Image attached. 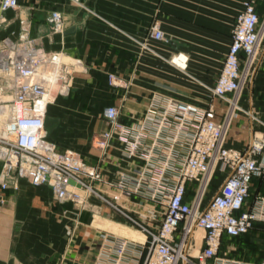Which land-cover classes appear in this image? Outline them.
<instances>
[{"label": "crops", "instance_id": "0c3cea01", "mask_svg": "<svg viewBox=\"0 0 264 264\" xmlns=\"http://www.w3.org/2000/svg\"><path fill=\"white\" fill-rule=\"evenodd\" d=\"M1 2V0H0ZM245 0H19L16 10L5 13L0 27V47L5 38L14 41L24 31L37 47L59 54L66 67L67 91L46 116L48 139L61 152H75L88 164L99 166L107 183L105 197L114 193L122 170L132 164L113 141L105 156L93 145L95 137L109 129L104 111L116 106L120 122L130 125L145 112L155 95L170 96L205 106L214 103L217 120H223L227 104L212 97L231 45V33ZM264 24V0H257ZM53 11L64 19V32L54 33L48 22ZM158 22L164 39L149 37ZM261 25V26H262ZM260 26V27H261ZM187 58V68L174 59ZM115 75L120 85L110 81ZM239 111L226 137V146L243 150L264 131V36L251 79L239 95ZM215 177L212 188L219 187ZM192 199L196 185L189 184ZM213 191V189H212ZM264 198V177L251 182L244 210ZM128 214L140 219L151 207L135 198L121 202ZM120 235L143 242L145 236L99 197L83 206L57 202L50 186L22 181L19 190L0 192V264H95L102 251L103 234ZM194 256L203 246L198 230ZM103 245V246H102ZM102 246V247H101ZM147 250L140 264H143ZM221 255L229 261L264 264V222L246 235H225Z\"/></svg>", "mask_w": 264, "mask_h": 264}, {"label": "built area", "instance_id": "2783aa9c", "mask_svg": "<svg viewBox=\"0 0 264 264\" xmlns=\"http://www.w3.org/2000/svg\"><path fill=\"white\" fill-rule=\"evenodd\" d=\"M256 2L245 0L211 89L213 98L227 104L223 120H217L211 101L201 106L162 95L153 96L145 112L130 125L120 122L118 107L105 109L109 129L93 141L102 153L101 162L116 140L122 156L132 164L110 184L114 189L110 198L98 188L107 183L99 166L88 164L75 152L59 151L48 139L47 109L55 99L48 75L54 73L55 84L63 83L62 94L67 91L61 55L37 47L26 31L18 41L5 38L0 47V192L17 191L22 181H28L36 187L50 186L57 202L83 206L89 195H95L145 236L139 242L103 234L101 247L105 249L95 264H140L144 250L143 264H247L225 259L221 247L225 235L240 237L257 222H264V198L244 210L252 180L264 177V131L243 150L226 146L234 119L239 111L244 112L239 95L252 77L264 36ZM18 7L19 0H1L0 27L7 22L5 13ZM48 22L54 33L64 32L61 12L53 11ZM149 37L164 39L158 22L151 26ZM176 59L187 62L183 55ZM110 81L120 85L115 75ZM6 110L9 114L4 118ZM216 176L221 182L214 189ZM190 183L196 185L192 199ZM135 198L151 206L140 219L120 205ZM197 230L204 231L203 246L193 256L190 251L196 246Z\"/></svg>", "mask_w": 264, "mask_h": 264}, {"label": "bare ground", "instance_id": "6f19581e", "mask_svg": "<svg viewBox=\"0 0 264 264\" xmlns=\"http://www.w3.org/2000/svg\"><path fill=\"white\" fill-rule=\"evenodd\" d=\"M175 63L179 66V67H181V68H183V69H186L187 68V62L186 63H184V62H182L181 60H179V59H176L175 58ZM48 78H49V80H50V87H51V91L54 93L55 92V90H56V88L58 87V85L59 84H55L54 83V81L56 80V78H55V76H54V73H52L51 75H48ZM54 83V84H53ZM9 114V111L8 110H6L5 111V113H4V118H6V116ZM1 115H2V113H1ZM1 120H2V118H1ZM2 123V122H1ZM1 126V125H0ZM197 232H198V230L196 231V236H197ZM182 264V263H181Z\"/></svg>", "mask_w": 264, "mask_h": 264}, {"label": "rangeland", "instance_id": "374dc122", "mask_svg": "<svg viewBox=\"0 0 264 264\" xmlns=\"http://www.w3.org/2000/svg\"><path fill=\"white\" fill-rule=\"evenodd\" d=\"M62 84H63V83L60 82L59 85H58V87L56 88L55 92L53 93L55 99H54V101L48 106L47 114H48V112H49L50 107H51L52 105L56 104V102L58 101V99H59L62 95H64V94H62V90H64V86H63ZM95 197H96L95 195H89L88 198H87V202H88L89 199H91V198H95ZM201 248H202V247H201ZM201 248H200V249H201Z\"/></svg>", "mask_w": 264, "mask_h": 264}]
</instances>
